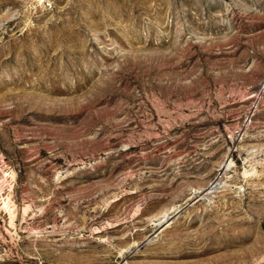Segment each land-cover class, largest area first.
I'll return each mask as SVG.
<instances>
[{
	"label": "rangeland",
	"instance_id": "374dc122",
	"mask_svg": "<svg viewBox=\"0 0 264 264\" xmlns=\"http://www.w3.org/2000/svg\"><path fill=\"white\" fill-rule=\"evenodd\" d=\"M0 264H264V0H0Z\"/></svg>",
	"mask_w": 264,
	"mask_h": 264
}]
</instances>
